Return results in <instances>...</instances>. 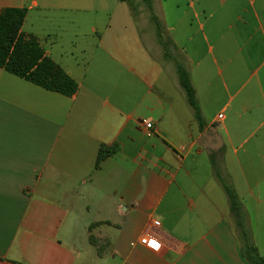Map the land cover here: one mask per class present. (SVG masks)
Listing matches in <instances>:
<instances>
[{"label":"crops","instance_id":"crops-1","mask_svg":"<svg viewBox=\"0 0 264 264\" xmlns=\"http://www.w3.org/2000/svg\"><path fill=\"white\" fill-rule=\"evenodd\" d=\"M81 2L0 0L28 10L22 32L78 86L66 97L0 68V264H251L244 236L264 259V0H230L232 36L213 23L211 44L176 1L160 16L151 0L135 30L92 20L82 42L33 13Z\"/></svg>","mask_w":264,"mask_h":264},{"label":"rangeland","instance_id":"rangeland-1","mask_svg":"<svg viewBox=\"0 0 264 264\" xmlns=\"http://www.w3.org/2000/svg\"><path fill=\"white\" fill-rule=\"evenodd\" d=\"M51 1V0H46ZM63 3L64 0H53ZM84 1V0H79ZM151 1V0H150ZM156 1V14L158 15H170L177 10L174 5L180 4L179 10L186 12V30L188 36H193L199 28L202 32H206L209 36V43H212L210 37V25L213 23L216 25V34L218 36L226 35L229 39L233 32H231L227 26L230 22V8L228 3L230 0H225L226 7L222 6L224 0H155ZM80 7L84 6V3L79 4ZM152 7V3H151ZM150 7L142 0H129L128 2H121L119 0H92L90 7L78 8L77 11H53L46 10L42 12H33L36 15H40L38 25L40 29L46 32L55 34L68 33L70 39L73 41L82 42L83 36L89 33L93 25L91 21H103L104 23L111 22V28L108 32H118L121 29L135 30L136 26L147 25V17ZM136 11V12H135ZM142 14V18L139 21L134 19L133 14ZM151 15H155L154 12ZM157 15H155L156 17ZM211 16L214 18L210 22ZM160 23V22H159ZM161 24V23H160ZM165 35V31H164ZM116 36V35H115Z\"/></svg>","mask_w":264,"mask_h":264},{"label":"trees","instance_id":"trees-1","mask_svg":"<svg viewBox=\"0 0 264 264\" xmlns=\"http://www.w3.org/2000/svg\"><path fill=\"white\" fill-rule=\"evenodd\" d=\"M119 1L128 2L129 0ZM142 1L151 8L150 0ZM27 13L28 10L25 8H4L0 13V68L45 90L72 97L78 90L76 82L46 55L34 36L22 32ZM179 75L181 85L199 115L195 91L189 75L184 70H180ZM112 151L113 149H101L98 163ZM227 191L231 200V209L239 216L240 207L230 189ZM242 241L244 258L251 264H264V259L248 238L244 236Z\"/></svg>","mask_w":264,"mask_h":264},{"label":"built area","instance_id":"built-area-1","mask_svg":"<svg viewBox=\"0 0 264 264\" xmlns=\"http://www.w3.org/2000/svg\"><path fill=\"white\" fill-rule=\"evenodd\" d=\"M141 124L143 125V127L146 131L147 137L153 136V134H154V123H153V121L143 120L141 122ZM154 225L159 226V222H155ZM153 242L155 243V245H158V247L153 246ZM141 245L151 247L152 249H155V250H158L161 247V244L158 242V240L150 234L144 235V237L141 239Z\"/></svg>","mask_w":264,"mask_h":264},{"label":"snow or ice","instance_id":"snow-or-ice-1","mask_svg":"<svg viewBox=\"0 0 264 264\" xmlns=\"http://www.w3.org/2000/svg\"><path fill=\"white\" fill-rule=\"evenodd\" d=\"M153 246H156V247H158V245H155V243L153 242Z\"/></svg>","mask_w":264,"mask_h":264}]
</instances>
